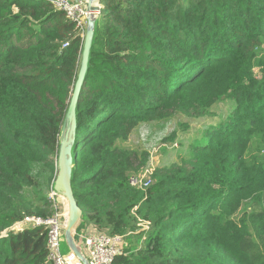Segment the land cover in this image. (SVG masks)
Segmentation results:
<instances>
[{"label": "trees", "instance_id": "obj_1", "mask_svg": "<svg viewBox=\"0 0 264 264\" xmlns=\"http://www.w3.org/2000/svg\"><path fill=\"white\" fill-rule=\"evenodd\" d=\"M100 5L76 107L75 232L129 236L149 224L143 249L130 253L128 237L113 264H264V0ZM82 47L48 0H0V264H50L44 229H10L52 216L47 197L28 193L31 166L53 185ZM225 102H235L228 122L188 158L131 186L147 153L120 142L141 124L209 116Z\"/></svg>", "mask_w": 264, "mask_h": 264}, {"label": "rangeland", "instance_id": "obj_2", "mask_svg": "<svg viewBox=\"0 0 264 264\" xmlns=\"http://www.w3.org/2000/svg\"><path fill=\"white\" fill-rule=\"evenodd\" d=\"M257 71L258 70H256V72ZM233 107H235V102H225L216 105L212 109V115L209 116L189 119L182 115H176L167 120L138 126L128 140L120 142V147L125 150L134 151L138 153V155L142 152L147 153V164L140 175L134 177L137 186L139 182H151L152 176L157 168H170L172 165H180L182 158H188L190 151L195 145L203 142L206 136L214 129H217L221 124L228 122ZM181 124L187 125L186 131L182 130L180 127ZM170 136L172 140L169 141L167 138ZM31 170L32 176L36 182V187L28 192L29 195L47 197L51 189L48 182L49 174L44 167L38 164H33ZM63 203L64 205L61 209H65L66 207L64 201ZM143 232H148V230L140 223L137 225L135 232L128 233L129 236H124V240L126 242L128 237H130V248L138 247L139 249V246L142 245L141 242H143H140V236ZM82 233L84 232H75L74 237L78 240L79 235ZM76 244L79 248H83L79 241H76ZM143 247L141 249H143ZM68 252L69 248L66 247L63 242L60 246V253L66 254Z\"/></svg>", "mask_w": 264, "mask_h": 264}, {"label": "built area", "instance_id": "obj_3", "mask_svg": "<svg viewBox=\"0 0 264 264\" xmlns=\"http://www.w3.org/2000/svg\"><path fill=\"white\" fill-rule=\"evenodd\" d=\"M48 1L56 11L61 12L65 18L74 25L75 29L84 39L88 16L87 0ZM66 46L67 45H64L63 48ZM151 182H139L137 186V183L134 181V177L130 179V184L134 188L144 189L149 186ZM47 199L51 203V208L53 211L50 218L46 220L38 218H26L22 222L15 224L10 230L20 231L26 226L40 227L46 232V251L48 263L81 264L70 253V251L66 254L60 253V246L64 242L67 207H65V209H61V207L64 205V200L53 190V185L51 186ZM143 226L146 230H149V224H143ZM76 241H79L82 244L83 248L80 247L79 249L86 258L88 264H113L114 259L123 254L126 243L124 236L109 235L107 232L100 229L84 231V233L79 235V239H76Z\"/></svg>", "mask_w": 264, "mask_h": 264}, {"label": "water", "instance_id": "obj_4", "mask_svg": "<svg viewBox=\"0 0 264 264\" xmlns=\"http://www.w3.org/2000/svg\"><path fill=\"white\" fill-rule=\"evenodd\" d=\"M86 2L88 16L83 39L80 68L61 130L59 151L56 162L54 163L56 172L53 181V190L63 198L67 207L64 243L69 248L70 253L81 264H88V262L77 246L74 237L75 230L81 220L82 213L74 197L71 186L73 167L72 152L75 146L76 107L85 81L89 55L94 37L95 24L102 9L100 0H87Z\"/></svg>", "mask_w": 264, "mask_h": 264}, {"label": "crops", "instance_id": "obj_5", "mask_svg": "<svg viewBox=\"0 0 264 264\" xmlns=\"http://www.w3.org/2000/svg\"><path fill=\"white\" fill-rule=\"evenodd\" d=\"M94 229H97L96 227H93L92 225H87L83 230H81V231H91V230H94ZM145 235L144 236H142V237H140L141 239H140V242L141 241H143V242H141V246H139V249H138V247L137 248H130V253H136L137 251L139 252L140 250H141V248L144 246V241H145ZM65 244V243H64ZM65 246H66V244H65ZM67 247V246H66ZM130 247H131V244H130Z\"/></svg>", "mask_w": 264, "mask_h": 264}]
</instances>
